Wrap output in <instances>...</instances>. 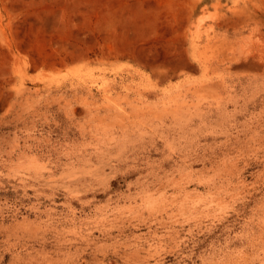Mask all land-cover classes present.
Wrapping results in <instances>:
<instances>
[{
  "label": "rangeland",
  "instance_id": "rangeland-1",
  "mask_svg": "<svg viewBox=\"0 0 264 264\" xmlns=\"http://www.w3.org/2000/svg\"><path fill=\"white\" fill-rule=\"evenodd\" d=\"M0 264H264V0H0Z\"/></svg>",
  "mask_w": 264,
  "mask_h": 264
}]
</instances>
